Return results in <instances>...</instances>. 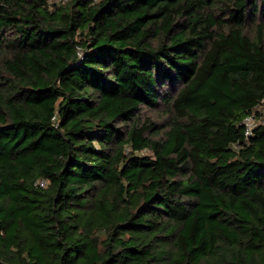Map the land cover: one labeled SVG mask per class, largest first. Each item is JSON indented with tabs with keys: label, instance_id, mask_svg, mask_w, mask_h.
Here are the masks:
<instances>
[{
	"label": "trees",
	"instance_id": "trees-1",
	"mask_svg": "<svg viewBox=\"0 0 264 264\" xmlns=\"http://www.w3.org/2000/svg\"><path fill=\"white\" fill-rule=\"evenodd\" d=\"M261 102L264 0H0V260L264 264Z\"/></svg>",
	"mask_w": 264,
	"mask_h": 264
},
{
	"label": "built area",
	"instance_id": "built-area-1",
	"mask_svg": "<svg viewBox=\"0 0 264 264\" xmlns=\"http://www.w3.org/2000/svg\"><path fill=\"white\" fill-rule=\"evenodd\" d=\"M66 0H52V2H63ZM96 2L98 0H92ZM79 57H81L80 52L77 53ZM243 128L244 137L247 139L252 134L255 128L264 125V103L261 102L254 111L247 114L239 124Z\"/></svg>",
	"mask_w": 264,
	"mask_h": 264
},
{
	"label": "rangeland",
	"instance_id": "rangeland-1",
	"mask_svg": "<svg viewBox=\"0 0 264 264\" xmlns=\"http://www.w3.org/2000/svg\"><path fill=\"white\" fill-rule=\"evenodd\" d=\"M144 117H147L148 119L157 122L160 125H163L167 122V116L166 112L163 107H160L157 111L155 112H150V113H144L142 114V119Z\"/></svg>",
	"mask_w": 264,
	"mask_h": 264
},
{
	"label": "water",
	"instance_id": "water-1",
	"mask_svg": "<svg viewBox=\"0 0 264 264\" xmlns=\"http://www.w3.org/2000/svg\"><path fill=\"white\" fill-rule=\"evenodd\" d=\"M0 264H6V263H4V262H2V261L0 260Z\"/></svg>",
	"mask_w": 264,
	"mask_h": 264
}]
</instances>
